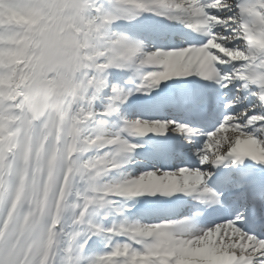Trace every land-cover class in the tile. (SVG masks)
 I'll return each mask as SVG.
<instances>
[{
    "label": "snow or ice",
    "instance_id": "1",
    "mask_svg": "<svg viewBox=\"0 0 264 264\" xmlns=\"http://www.w3.org/2000/svg\"><path fill=\"white\" fill-rule=\"evenodd\" d=\"M0 264H264V0H0Z\"/></svg>",
    "mask_w": 264,
    "mask_h": 264
}]
</instances>
